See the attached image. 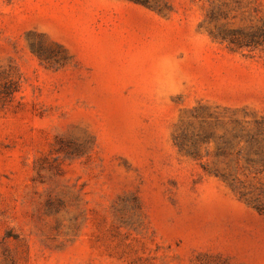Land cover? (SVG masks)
Instances as JSON below:
<instances>
[{"label":"rangeland","instance_id":"obj_1","mask_svg":"<svg viewBox=\"0 0 264 264\" xmlns=\"http://www.w3.org/2000/svg\"><path fill=\"white\" fill-rule=\"evenodd\" d=\"M0 264H264V0H0Z\"/></svg>","mask_w":264,"mask_h":264}]
</instances>
